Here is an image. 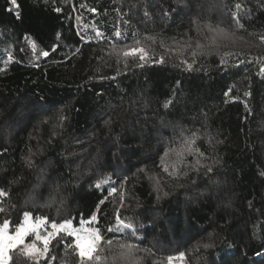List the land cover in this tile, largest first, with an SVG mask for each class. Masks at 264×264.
<instances>
[{
    "label": "trees",
    "instance_id": "16d2710c",
    "mask_svg": "<svg viewBox=\"0 0 264 264\" xmlns=\"http://www.w3.org/2000/svg\"><path fill=\"white\" fill-rule=\"evenodd\" d=\"M26 215L101 242L8 264H264V0H0V225Z\"/></svg>",
    "mask_w": 264,
    "mask_h": 264
},
{
    "label": "rangeland",
    "instance_id": "374dc122",
    "mask_svg": "<svg viewBox=\"0 0 264 264\" xmlns=\"http://www.w3.org/2000/svg\"><path fill=\"white\" fill-rule=\"evenodd\" d=\"M206 33L212 45L238 44L240 38L236 37L230 29L218 26H209ZM136 53L146 56V52L141 47L135 48ZM46 220L43 218L33 219L32 215H26L22 225L11 231L8 223L0 225V264H8L13 251L22 249L32 256L44 254L49 241L60 232H71L75 237V245L78 253L83 258H91L101 242L97 231L89 223H82L74 226L72 223H65L59 226L46 228ZM33 237V241L28 240ZM182 256H180L181 259ZM174 262L171 264H178Z\"/></svg>",
    "mask_w": 264,
    "mask_h": 264
}]
</instances>
